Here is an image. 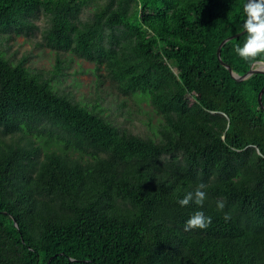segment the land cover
<instances>
[{
  "label": "trees",
  "instance_id": "trees-1",
  "mask_svg": "<svg viewBox=\"0 0 264 264\" xmlns=\"http://www.w3.org/2000/svg\"><path fill=\"white\" fill-rule=\"evenodd\" d=\"M246 2L0 0V264H264V73L236 80L217 56ZM245 40L221 49L238 74L264 61ZM77 60L90 96L66 81ZM142 100L155 136L132 129ZM197 211L211 223L185 230Z\"/></svg>",
  "mask_w": 264,
  "mask_h": 264
},
{
  "label": "rangeland",
  "instance_id": "rangeland-1",
  "mask_svg": "<svg viewBox=\"0 0 264 264\" xmlns=\"http://www.w3.org/2000/svg\"><path fill=\"white\" fill-rule=\"evenodd\" d=\"M36 23L39 26H44L46 23V18L41 15L36 19ZM36 37H40V32L36 33ZM13 47L12 50H20V54L32 52L31 63L35 66L39 67H49L51 63L54 61L53 52L49 48H34L33 42H30L24 36H18L15 41H12ZM30 50V51H29ZM258 64H255V66ZM94 64L91 62H87L84 60H77L74 61L72 64V71L76 72L74 75L76 76L77 80L67 79V83H71L72 86H75L77 93L80 95L81 92L90 96L93 94L94 90V79L95 73L91 70L89 72H81L82 69H89L93 68ZM78 70V71H76ZM107 84V83H105ZM73 86V87H74ZM105 86L103 85L102 88ZM140 105L143 106L144 111L140 115L138 119L134 120V124L132 129L143 135L150 134L155 136V130L158 129V125L161 123V117L156 112L152 111V107L148 106L145 100H142ZM113 108L114 106L111 105ZM112 109V108H111ZM154 131V132H153Z\"/></svg>",
  "mask_w": 264,
  "mask_h": 264
},
{
  "label": "clouds",
  "instance_id": "clouds-1",
  "mask_svg": "<svg viewBox=\"0 0 264 264\" xmlns=\"http://www.w3.org/2000/svg\"><path fill=\"white\" fill-rule=\"evenodd\" d=\"M243 11L247 17L243 23L246 40L242 46H237L235 51L243 60L253 61L258 57H264V0H247L243 5ZM257 63L264 61L258 60ZM202 188L203 185H200L195 192H188L184 198L178 200L180 206H187L193 201L197 205H203L206 192ZM218 206L222 208L223 204ZM210 223V218L205 217L202 211H197L186 221L185 230L206 228Z\"/></svg>",
  "mask_w": 264,
  "mask_h": 264
},
{
  "label": "water",
  "instance_id": "water-1",
  "mask_svg": "<svg viewBox=\"0 0 264 264\" xmlns=\"http://www.w3.org/2000/svg\"><path fill=\"white\" fill-rule=\"evenodd\" d=\"M245 33V30H242L234 35H231V36H228L226 37L218 46V49H217V56H218V59L219 61L228 69L229 73L231 74V76L236 79V80H245L247 78H249L250 76H252L253 74H256V73H264V67H262L264 65V63H257V61H254L249 70L243 74H238L236 73L235 71H233L232 67L223 60L222 56H221V49L223 47V45L229 41L230 39H233L234 37H237L241 34ZM255 64H258L255 66ZM263 92H264V86L261 88L259 94H258V101H259V104L261 106L262 109H264V104H263V101H262V95H263ZM15 224H17V222H15Z\"/></svg>",
  "mask_w": 264,
  "mask_h": 264
},
{
  "label": "bare ground",
  "instance_id": "bare-ground-1",
  "mask_svg": "<svg viewBox=\"0 0 264 264\" xmlns=\"http://www.w3.org/2000/svg\"><path fill=\"white\" fill-rule=\"evenodd\" d=\"M262 67H264V65Z\"/></svg>",
  "mask_w": 264,
  "mask_h": 264
}]
</instances>
